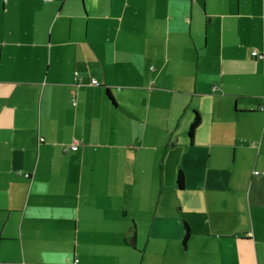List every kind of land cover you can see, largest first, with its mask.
<instances>
[{
    "label": "crops",
    "instance_id": "obj_1",
    "mask_svg": "<svg viewBox=\"0 0 264 264\" xmlns=\"http://www.w3.org/2000/svg\"><path fill=\"white\" fill-rule=\"evenodd\" d=\"M0 264H264V0H0Z\"/></svg>",
    "mask_w": 264,
    "mask_h": 264
},
{
    "label": "trees",
    "instance_id": "obj_2",
    "mask_svg": "<svg viewBox=\"0 0 264 264\" xmlns=\"http://www.w3.org/2000/svg\"><path fill=\"white\" fill-rule=\"evenodd\" d=\"M195 119H194V122L192 123V126L189 128V138L190 139H193L194 138V135H195V132H196V128L199 127L200 125V122H201V119L200 117L198 116V114L195 115ZM184 177H183V174H180L179 176V180H177L178 182V186L180 189H183L184 188ZM185 230H186V233L184 234L185 237H184V243H186L189 239V234H190V231H189V228H188V225H186L185 227Z\"/></svg>",
    "mask_w": 264,
    "mask_h": 264
},
{
    "label": "built area",
    "instance_id": "obj_3",
    "mask_svg": "<svg viewBox=\"0 0 264 264\" xmlns=\"http://www.w3.org/2000/svg\"><path fill=\"white\" fill-rule=\"evenodd\" d=\"M253 55L256 56V57H259V58L263 59V55H261V54L259 55L258 52H254ZM93 83L96 84V81H93ZM78 145H79L78 141H75L74 144L72 145V150H73V151L77 150V149H78ZM255 174H258V173L255 172ZM25 176H26L27 178L30 177L29 174H27V175H25Z\"/></svg>",
    "mask_w": 264,
    "mask_h": 264
}]
</instances>
